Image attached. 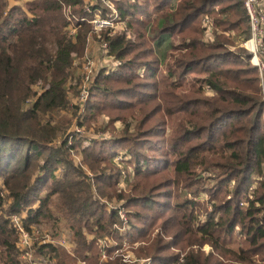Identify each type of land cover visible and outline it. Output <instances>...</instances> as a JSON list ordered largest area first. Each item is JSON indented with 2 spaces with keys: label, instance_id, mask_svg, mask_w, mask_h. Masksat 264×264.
<instances>
[{
  "label": "trees",
  "instance_id": "16d2710c",
  "mask_svg": "<svg viewBox=\"0 0 264 264\" xmlns=\"http://www.w3.org/2000/svg\"><path fill=\"white\" fill-rule=\"evenodd\" d=\"M84 2L0 0V264H20L12 216L71 239L74 257L59 246L34 249L56 264H99L107 236L136 244L129 251L150 264H264V101L257 69L222 34L250 36L244 0L113 1L126 30L98 36L75 22L70 35L63 8L84 17ZM90 37L119 65L96 73L84 123L105 115L100 129L112 137L68 145L72 120L56 115L78 92L75 61ZM99 199L125 207V233L111 230L122 222ZM114 250L102 264H128Z\"/></svg>",
  "mask_w": 264,
  "mask_h": 264
},
{
  "label": "built area",
  "instance_id": "2783aa9c",
  "mask_svg": "<svg viewBox=\"0 0 264 264\" xmlns=\"http://www.w3.org/2000/svg\"><path fill=\"white\" fill-rule=\"evenodd\" d=\"M106 2L111 8H113L112 2L118 0H102ZM243 5L245 6L246 13L248 16V23L250 27V36L245 38L242 42L243 46L249 52V58L254 67L257 68L258 75L260 78V86L262 99L264 101V0H244ZM115 9V8H114ZM68 14H70V9H68ZM104 17V16H103ZM70 19V18H68ZM86 21L89 25L93 26L95 30H101L102 28H109L111 32L116 31L115 24L116 18L104 17L101 20L97 18H92L91 20L82 19L80 22ZM202 26L206 30L205 41H209L212 28L209 24V18H204L202 20ZM70 35L76 33L75 29H70ZM101 53L107 57L108 45L102 43L100 46ZM92 62L86 58V62L83 65L84 71V81L81 88L80 96L81 100H84L86 94L87 83L89 82V76L92 73L91 66ZM76 134V133H75ZM77 135V134H76ZM120 160V159H119ZM112 210H115L118 214L119 220L122 222V226L117 224L113 225L111 228L112 231L118 230L120 234L125 233L129 228V220L127 218V211L122 207H111ZM11 222L13 223L14 228L16 229L17 235V244L16 247L19 252L20 264H56L53 258L49 256H44L42 258L33 257L34 249L40 245H50V246H59L60 248L66 250L69 256L74 257V243L65 235L54 236L52 231L45 229L41 226H33L30 229H26L17 216L11 217ZM108 248H114L112 257H121L123 263L136 264V263H145L150 264V259H139L135 258L128 251V246L123 244L121 247H118L115 239L112 236L104 237L98 243V253L100 256V263L102 264L110 258L107 254ZM126 250V251H125ZM182 261V259H181ZM76 264H85L82 261H77Z\"/></svg>",
  "mask_w": 264,
  "mask_h": 264
},
{
  "label": "rangeland",
  "instance_id": "374dc122",
  "mask_svg": "<svg viewBox=\"0 0 264 264\" xmlns=\"http://www.w3.org/2000/svg\"><path fill=\"white\" fill-rule=\"evenodd\" d=\"M15 1L21 2L20 4H25L26 2H30L31 0H15ZM15 1L9 0V2L11 4H13V2H15ZM99 4L101 6H98L96 0H85L83 9L85 10L86 15H84V17H78L76 14H74V11H73L74 9H72L70 6L64 7L63 8L64 17L69 22L68 29L69 30L70 29L76 30L77 27H75L74 23L80 22V20H82V19L91 20L92 18H97V19L101 20L102 18H104L103 17L104 15H102V9H101L102 6L109 11V13H107V15H106L107 17H110L113 19L118 17L116 9L111 8L106 2H103L102 0H100ZM91 7L94 9H91ZM68 9H70V14H68ZM68 18H70V19H68ZM84 22L86 24H88L86 21H84ZM84 22H80V23H84ZM124 23L125 22H118L117 24H115V29H117L116 33L120 32V31H124L127 29V26H125ZM200 24H201V22H200ZM89 26L93 28V26H91V25H89ZM106 30L110 31L109 28H102L101 30H95V28H93V31L98 36L100 33H102V31H106ZM222 34L224 37H226V35H229L230 39L233 41L231 43H226L227 45L225 46V48H227V50L229 52L233 53L237 57L239 56L241 58V60H247L250 63V65L254 67V65L250 61L248 50L243 46V43L242 44L240 43V41L242 42L244 40V38L239 39V38L235 37L236 32L233 30H228V31L222 32ZM89 35H90V33L88 34V36ZM178 43L179 42H177V44ZM210 43H213V42L210 41L208 44H210ZM86 44H87V47H86V50L84 53V57L82 58L81 61H75L76 65L80 66V68H81L80 69L81 70L80 71L81 82L77 86L78 92L76 95H73L72 92L69 93L68 97L70 99V103H69L68 109L65 111H62L58 115H56L58 117L59 116L62 117V119L72 120L70 125H69V129L66 131V134H65V138H69L68 139V141H69L68 145H70L71 140L74 138L75 139L101 140V139H105V138L109 139L112 137V133L107 132V131L103 132L100 129V128H104L105 126H107L108 117H106L105 115L99 117L96 121L91 122L89 125H86L84 123V121H85L84 106L86 104V101L89 98L88 96L90 93V89H91V87L95 81L96 73H98L99 70H103V69H105L104 70L105 72H107V71H110V72L114 71L115 72V70L117 69L116 67L119 65V62L115 61L112 58H108V57L104 58V56L101 53L100 44L93 37H90ZM206 44H207V42H206ZM86 58L92 62V65L90 66L92 69V73L89 76L90 80L87 83V87L85 89V91H86L85 98H84V100H81V97H79V96H80V93L82 91L81 88H82L83 81H84L83 80L84 79L83 65L86 62ZM258 74L259 73L257 71V75ZM191 76L202 77L203 75L192 74ZM188 77H190V76H188ZM258 77H259V75H258ZM190 84H191L190 78H188V81L186 83L187 89L190 88ZM259 86H260V78H259ZM201 92L204 93V95L206 97L211 96V92L209 91L208 87L206 88V90L204 89ZM176 93L178 95H180V94H182V90L179 88L176 91ZM260 93H261V86H260ZM261 95H262V93H261ZM132 123H133V121H132ZM113 126H115V129L117 130V132H119L122 130L123 125H121L118 122V123H115ZM165 130H166L165 131V137H168L171 134V130L169 129L168 125L165 127ZM63 140L64 139L61 140L59 138V139L55 140L53 143L59 145L61 143V141H63ZM72 158L76 164H80L82 161V155L81 154L72 153ZM122 160H123V163H120L121 157L119 156V157L115 158L116 163H120V167H123L126 163L124 157H122ZM121 171H122V175L125 177L126 172H127L126 169L123 167V168H121ZM129 174H130V172H129ZM121 180H123V178H121ZM99 201L105 203V206L108 210H110L112 206L113 207H122L123 209H125V207H123L121 204H118L115 201L109 202L107 200L105 201L102 199H99ZM157 230H155L153 234H155L157 232ZM153 234H151V236ZM125 244L128 246V251H129V249L131 250L132 248L137 247L136 244L130 245L128 242H125ZM193 248L196 249V247H193ZM201 251H203L206 255H208L210 248L208 246H204L201 248ZM185 252H181V251L179 252L181 258L186 254ZM131 255H133V254L131 253ZM133 256L135 258H137L135 255H133ZM143 259H150V258H143ZM140 264H142V263H140Z\"/></svg>",
  "mask_w": 264,
  "mask_h": 264
},
{
  "label": "crops",
  "instance_id": "0c3cea01",
  "mask_svg": "<svg viewBox=\"0 0 264 264\" xmlns=\"http://www.w3.org/2000/svg\"><path fill=\"white\" fill-rule=\"evenodd\" d=\"M19 3H21V2H19ZM13 4H14V3H13ZM13 4H12V5H13Z\"/></svg>",
  "mask_w": 264,
  "mask_h": 264
}]
</instances>
